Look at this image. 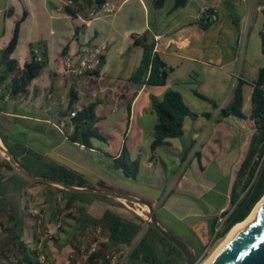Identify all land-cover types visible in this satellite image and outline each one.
Wrapping results in <instances>:
<instances>
[{"label": "crops", "instance_id": "obj_1", "mask_svg": "<svg viewBox=\"0 0 264 264\" xmlns=\"http://www.w3.org/2000/svg\"><path fill=\"white\" fill-rule=\"evenodd\" d=\"M107 1L115 5L114 13L100 14L86 23L82 20L88 19L93 7L82 6L73 19L61 0H5L0 10V49L6 47L15 23L23 18L12 57L20 68L30 60L31 52L37 58L42 53L48 61L25 95L0 104V131L8 135L11 146L19 145L30 151V158L37 159L33 163L37 170L62 167L85 179L90 184L85 188L113 194L80 196L78 200L83 203L77 201L72 208L76 210L75 218L67 217L58 241L47 244L49 256L50 247L62 244L60 235L68 228L72 231V245L77 235L89 237L94 230L92 221L99 219L105 210L125 215L128 206L117 195L151 204L154 214L159 216L158 224L173 236L177 233L184 239L189 230L207 226L212 217L228 208L236 173L255 130L249 115L253 81L257 77L249 80L234 74L230 69L235 63L234 55L225 64L230 71L219 73L213 69L223 65L221 54L212 51L209 44L214 41L211 28L218 20L219 5L224 0H189L185 7L173 12H170L172 0L167 6L165 0L160 10L153 8V0ZM233 4L234 0H230L229 5L233 7ZM206 5L215 6L217 18L203 29L199 20ZM76 27L80 30L76 31ZM148 31L154 36V51L170 68L164 86L140 85L136 80L143 49L133 41ZM101 43L106 50L95 75L76 76L64 71L65 59L78 62L88 49ZM196 76L214 85L220 93L217 100L202 94L214 101L216 108L207 101L209 107L198 103L201 99L193 95ZM239 80L243 82L244 118L222 117L220 110L230 103L232 89ZM71 88L77 93L78 101L71 114H66ZM169 89L178 91L188 109L199 116L185 119L183 136L167 139L151 150L157 123L153 98L160 99ZM89 105L95 106L96 127L105 142L94 139L92 148L87 149L70 141L68 136L73 131L72 114ZM197 134L200 137L196 141ZM212 139L219 144L218 150L210 146ZM0 146V215H4L7 223H0L1 255L13 247L15 234L34 247L33 222L29 221L33 218L22 214L29 213L32 199L40 204L36 208L46 210L45 222L51 227L57 214L56 198L65 202L68 196L62 192L66 189L58 185L35 184L21 177L14 166V170L8 168L5 163H11L10 159L1 142ZM206 149L211 156L205 155ZM123 150L130 161L139 163L136 179L125 177L113 167V159ZM224 155L238 161V165L229 168ZM118 180L130 183L135 189L149 188L157 197L145 200L135 190L115 189L113 185ZM12 217L15 220L9 222L8 218Z\"/></svg>", "mask_w": 264, "mask_h": 264}, {"label": "trees", "instance_id": "obj_2", "mask_svg": "<svg viewBox=\"0 0 264 264\" xmlns=\"http://www.w3.org/2000/svg\"><path fill=\"white\" fill-rule=\"evenodd\" d=\"M72 7H65V10L73 19L77 18V14L81 12L80 8L101 10L105 4V0H71ZM189 0H172L170 12L178 10L186 6ZM153 8L160 10L165 5V0H153ZM264 16V12H262ZM23 18L15 23L12 36L3 49H0V104L6 99L15 98L19 95H25L29 84L37 78L47 65V57L40 54L36 57L34 52H31V58L20 68L12 54L17 46L19 38V28ZM87 20V19H85ZM215 20L206 18L201 15L199 24L203 29ZM264 25V23H263ZM84 25L82 24L81 27ZM80 30L76 27V31ZM262 42V33H260ZM133 44L140 46L143 49V56L138 69L136 70V80L140 85L164 86L170 68L160 59L159 55L154 51L155 41L152 32L148 31L139 38H134ZM264 56V54H263ZM95 75L93 71L91 73ZM242 81H237L232 89V98L230 103L220 110L222 117L235 116L244 118L242 113ZM193 95L201 100L207 101L216 108V103L204 95L193 91ZM78 101L77 93L74 89L69 90L68 113L71 114L72 109ZM153 109L157 117V123L153 130V142L151 150L162 145L165 140L171 138H179L184 134V121L186 118L195 119L198 113L190 111L184 104L182 96L176 90H167L160 99L153 98ZM94 105L84 107L80 111H76L71 117L73 131L68 136L72 142L79 143L85 148H92L91 141L98 140L105 142V138L96 127L97 117L94 113ZM70 116V115H69ZM208 116V115H204ZM249 119L253 122L254 133L251 136L248 149L241 162V165L236 173L235 181L232 185L228 208L220 213V215L212 217L205 229L208 230L210 238L202 240L201 226L189 230L186 238L182 236H174L192 250L195 259L205 256L207 248L213 242L214 229L218 225L219 218H222V226L217 233L215 239H221L228 234L236 225L245 221L252 213L255 205L264 197V157L260 168L256 173L257 163L254 157L258 154L263 156L264 148V65L259 69L257 78L253 81L251 93V112ZM8 135L0 131V142L4 149L10 153V160L20 165L24 171L35 177H43L51 179L55 182L64 184L69 187L85 188L90 184L81 176L72 173L62 167H46L45 170H37L30 158V151L21 148L19 145L11 146L8 142ZM5 165L14 170L11 163ZM113 167L122 172V174L131 179H136L139 169L137 161H130L128 153L123 150L121 154L113 159ZM23 177V176H21ZM27 181V179H26ZM37 184L38 182H33ZM68 198L64 202V210H72L74 204L79 201L80 196L85 197L86 193L73 192L62 190ZM261 199V200H260ZM83 203L82 201H79ZM130 203V202H128ZM58 212V211H57ZM24 214L27 218L31 217L27 211ZM67 217L73 219L71 213H67ZM156 220L159 217L155 213ZM15 217L8 218L11 222ZM75 218V217H74ZM158 222V220H157ZM145 225V227H144ZM93 229L99 228L107 237V243L96 253L90 262L97 259H102L106 251H118L119 247L129 249L127 252L124 264H185L184 255L161 233L154 227L151 222L145 221L140 216L133 212L127 211L125 215L113 212L109 209L105 210L99 219H94L91 223ZM7 230V229H6ZM3 231V232H6ZM32 243L35 245V235L32 226ZM62 230V229H61ZM61 232V231H60ZM13 247L7 251H2L1 256L4 258L8 253H16L27 264H31L33 260V250L31 244H27L22 239V236L15 234L12 239ZM57 239H52L49 242H57ZM47 251V244L45 245ZM47 256L51 264H54L49 254ZM107 262L102 259L100 264Z\"/></svg>", "mask_w": 264, "mask_h": 264}, {"label": "rangeland", "instance_id": "obj_3", "mask_svg": "<svg viewBox=\"0 0 264 264\" xmlns=\"http://www.w3.org/2000/svg\"><path fill=\"white\" fill-rule=\"evenodd\" d=\"M4 2L5 0H0V10L3 8ZM169 3L170 0H167L166 6ZM229 4L230 0H224L223 3L219 5L218 20L211 28L212 32L210 31L214 37V41L212 40L210 42L209 47L212 51L215 50L216 53L219 52V54H221V59L223 60L222 67H214L215 65H213L211 68L214 67L213 69L217 70V72L219 73H225L226 71H230V69H232L234 74L238 73V76L242 77L243 79L252 80L257 77L258 69L264 65V56L262 52L261 39L259 36V32L262 30L264 19L260 8L264 6V0H234L233 7ZM233 55L235 56L234 66L232 65L231 67L230 65V69H228L229 67L227 68L225 64L232 58ZM194 82L195 90L199 93L211 97L215 100H217V98H220L219 96L221 95L220 93L218 94L215 91V86L210 83L203 82L200 79V76L194 77ZM157 90L159 91L160 88H157ZM197 101L200 105L209 107V104L207 102L203 100ZM199 137L200 134H197V136L195 137L196 141L199 139ZM210 142H212V144L210 143V146H213L214 149L218 150L220 148L219 144L216 141H213V139ZM113 148L114 147L112 145V149ZM205 155L211 156V152L209 151V149H206ZM202 160L205 163V157H203ZM224 160L225 164H228L227 166L229 168H233L238 165V161H233L227 155H224ZM113 186L118 190H135L138 195L145 200H152L153 198L157 197V194L149 188L136 187L135 189L130 183L125 181L118 180L114 183ZM56 200L57 205L55 208L57 209V211L59 210L63 213L64 222L67 220V213H71V216H76V210L65 211L64 202H62V200L58 198H56ZM120 201L128 206L127 211L133 212L136 215L143 217V219H145L146 221L151 222L149 217V210L146 206L142 204L128 203L125 200ZM39 205L40 204L37 199H32L28 204V206ZM3 216V214L0 215V223L2 225L6 223V219ZM29 221L33 222V220ZM64 222L62 229L64 228ZM166 226L170 227L169 225ZM201 229L203 230L201 234L202 240L205 241L210 238L208 230H206L204 226H201ZM170 231L173 232L171 229ZM92 232H90V234ZM230 232H228V234H226V236L221 239L213 240V242L207 248L205 256H202L199 259H195L194 264H205L216 252V250L224 243ZM78 236L79 235H77L76 238L72 240V244L77 241H82L89 238H82V236ZM175 236L179 235L175 233ZM60 238L63 242L59 247H50V259L54 264H71L69 256L73 252L71 247L72 245H70V241L72 239V231L68 228L66 232L61 233ZM116 250L123 252L129 251V249L125 247H119V249ZM1 259L2 258L0 257V264ZM119 264H124V260L121 259Z\"/></svg>", "mask_w": 264, "mask_h": 264}, {"label": "built area", "instance_id": "obj_4", "mask_svg": "<svg viewBox=\"0 0 264 264\" xmlns=\"http://www.w3.org/2000/svg\"><path fill=\"white\" fill-rule=\"evenodd\" d=\"M105 4L101 10L96 11L95 9H91L88 12V19L82 20L83 23L91 20L98 15H111L114 13L116 7L114 4L109 3L105 0ZM62 5L64 7H72L73 2L71 0H61ZM261 12H264V6L260 8ZM204 14L206 18L210 20H216L217 13L215 6H204L201 9V15ZM262 52L264 54V25L262 28ZM106 50L105 44L101 43L93 46L91 49H88L85 54L78 60V62H74L70 59H65L62 62L63 68L65 72H72L76 76H82L87 73H91L96 70V68L100 65L102 56ZM74 115V114H72ZM264 148V141H263ZM264 157L260 155H256L254 157V161L257 163L256 173L258 172L262 159ZM29 215L33 218V232L35 235V245L32 248L33 250V260L31 264H51L50 260L47 256V251L45 245L49 243L53 238L57 239L58 233L61 231L64 222V215L61 211L58 210L55 215L53 224L48 226L45 222L46 210L40 207L31 206L29 209ZM143 218V217H141ZM145 220V219H144ZM146 221V220H145ZM148 222V221H147ZM222 218H219L218 225L214 229L213 238L215 239L217 233L220 231L222 226ZM107 237L101 232L99 228H95L93 232L90 234L89 238L82 241H77L72 244L73 252L69 256L71 260V264H100L102 259L105 260L106 264H119L120 260H124L128 251H106L103 254L102 259H97L93 262H90V259L98 253L101 248L107 243ZM2 264H27V262L23 261L20 256L16 253H8L6 257L3 259Z\"/></svg>", "mask_w": 264, "mask_h": 264}, {"label": "water", "instance_id": "obj_5", "mask_svg": "<svg viewBox=\"0 0 264 264\" xmlns=\"http://www.w3.org/2000/svg\"><path fill=\"white\" fill-rule=\"evenodd\" d=\"M2 150L10 158V153L6 149L2 148ZM10 162L22 176L31 181L55 184L69 191H82L85 193H94L100 195H113L111 193L93 188H74L55 182L48 178L35 177L28 174L20 165L14 163L12 160H10ZM116 197L130 203L142 204L146 206L149 210L150 221L154 227L166 240L173 244L184 255L185 264H194L195 256L190 247L174 237L171 233L166 231L158 224L154 214V209L151 204L143 200L133 199L124 195H117ZM259 202L252 210L254 212L250 221L234 236H232V238L210 259L207 264H264V202L260 204Z\"/></svg>", "mask_w": 264, "mask_h": 264}, {"label": "bare ground", "instance_id": "obj_6", "mask_svg": "<svg viewBox=\"0 0 264 264\" xmlns=\"http://www.w3.org/2000/svg\"><path fill=\"white\" fill-rule=\"evenodd\" d=\"M262 202H264V197L262 198V200L259 202V204L260 203H262ZM253 212L254 211H252V213L250 214V216L245 220V221H243L242 223H240V224H238V225H236L233 229H232V231L230 232V234L227 236V239L224 241V243L216 250V252L212 255V257L232 238V236H234L240 229H242L249 221H250V219L252 218V216H253ZM211 257V258H212ZM210 258V259H211ZM210 259L205 263V264H207L209 261H210Z\"/></svg>", "mask_w": 264, "mask_h": 264}]
</instances>
